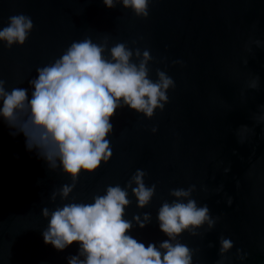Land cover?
<instances>
[{
	"label": "water",
	"instance_id": "1",
	"mask_svg": "<svg viewBox=\"0 0 264 264\" xmlns=\"http://www.w3.org/2000/svg\"><path fill=\"white\" fill-rule=\"evenodd\" d=\"M17 13L31 16L34 26L22 46L0 42V78L9 90L26 87L30 95L36 69L86 37L109 48L126 42L150 50L153 79L158 68L166 70L175 88L151 118L117 109L112 156L95 172H82L65 199L59 189L72 178L28 151L24 135H13L0 118V264H68L78 246L58 251L45 244L42 209L91 202L109 184L124 186L138 168L156 192L143 209L130 193L126 218L151 213L143 228L133 221L134 237L146 245L167 239L158 209L174 199L171 189L195 185L191 197L220 219L211 230L205 223L180 235L193 249V264H216L221 235L233 241L225 264H264V122L255 119L264 105V0H150L147 17L119 4L106 8L103 0H0V27ZM257 75L259 87L248 88Z\"/></svg>",
	"mask_w": 264,
	"mask_h": 264
},
{
	"label": "clouds",
	"instance_id": "2",
	"mask_svg": "<svg viewBox=\"0 0 264 264\" xmlns=\"http://www.w3.org/2000/svg\"><path fill=\"white\" fill-rule=\"evenodd\" d=\"M149 2L103 0L106 8L119 4L137 17L149 15ZM33 26L31 16L13 14L0 27V42L6 48L22 46ZM261 43L259 39L255 41L257 46ZM151 60L148 49L141 52L126 42L109 48L106 42L86 37L73 41L62 55L36 69L37 74L28 81L30 95L26 87L7 89L6 80L0 78V118L15 129L13 135H24L28 151L34 150L50 169L59 167L72 178L73 183H65L59 189L62 199L72 192L74 181L82 172H95L112 156L108 137L118 108L127 107L145 118L153 117L155 110L163 111L169 100L167 93L175 88V82L160 68L153 79ZM259 79L258 75L252 78L247 87L257 89ZM260 108L255 119L264 122V105ZM145 176L146 171L138 168L124 186L109 184L91 202L73 200L54 209L44 207L45 244L62 251L75 242L78 252L68 257V264H193V249L181 242L180 235L186 230L196 234L205 223L211 230L220 217L212 216L207 204L200 205L191 197L195 185L173 188L170 194L174 199L165 200L156 217L159 230L167 239L158 245H146L131 234V229L133 221L140 228L145 227L151 221V213H143V218L139 213L132 219L125 217L130 193L140 209L155 195L156 184L146 185ZM55 195L53 192V198ZM231 203L229 197L228 204ZM219 244L220 259L216 264H225V254L232 249L233 241L221 235ZM237 255L244 260L239 249Z\"/></svg>",
	"mask_w": 264,
	"mask_h": 264
}]
</instances>
